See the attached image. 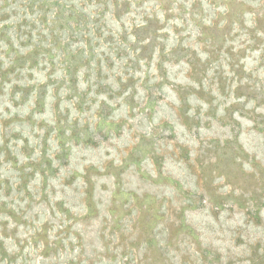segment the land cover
Masks as SVG:
<instances>
[{
  "label": "rangeland",
  "instance_id": "obj_1",
  "mask_svg": "<svg viewBox=\"0 0 264 264\" xmlns=\"http://www.w3.org/2000/svg\"><path fill=\"white\" fill-rule=\"evenodd\" d=\"M0 264H264V0H0Z\"/></svg>",
  "mask_w": 264,
  "mask_h": 264
}]
</instances>
